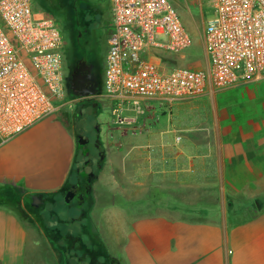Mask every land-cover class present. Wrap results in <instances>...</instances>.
<instances>
[{
  "label": "crops",
  "instance_id": "0c3cea01",
  "mask_svg": "<svg viewBox=\"0 0 264 264\" xmlns=\"http://www.w3.org/2000/svg\"><path fill=\"white\" fill-rule=\"evenodd\" d=\"M203 1L210 4L198 0L200 10ZM185 52L148 57L169 70ZM202 56L205 69L203 46ZM99 98L120 120L99 137L90 194L76 201L88 203L77 221L87 217L91 245L117 264H264V79L223 90L207 84L201 97L173 102ZM76 149L58 114L46 118L0 143V186L63 193ZM31 239L0 206V264L35 263Z\"/></svg>",
  "mask_w": 264,
  "mask_h": 264
},
{
  "label": "built area",
  "instance_id": "2783aa9c",
  "mask_svg": "<svg viewBox=\"0 0 264 264\" xmlns=\"http://www.w3.org/2000/svg\"><path fill=\"white\" fill-rule=\"evenodd\" d=\"M96 1L110 12L102 79L109 98L173 102L201 97L207 84L223 90L264 79V0H208L213 17L204 27L201 70H163L148 57L152 50L181 55L191 46L169 0ZM62 49L56 21L35 12L31 0H0V143L61 110Z\"/></svg>",
  "mask_w": 264,
  "mask_h": 264
},
{
  "label": "rangeland",
  "instance_id": "374dc122",
  "mask_svg": "<svg viewBox=\"0 0 264 264\" xmlns=\"http://www.w3.org/2000/svg\"><path fill=\"white\" fill-rule=\"evenodd\" d=\"M31 1L35 12L52 17L62 32L63 74L66 76L76 60L87 53L82 50V46L86 47L89 43L86 57L88 61L94 63L97 75L102 79L107 52L106 41L110 31L108 3L96 0ZM169 1L191 38V46L185 52V57L175 61L173 67L202 69L204 66L203 36L200 34V28L202 20L206 23L213 17L211 5L203 1L204 5L200 10L198 0ZM197 26H199V33ZM101 93L99 89L94 97L79 98L70 91L68 83H65L63 105L58 117L67 124L77 141L70 179L72 183L78 180L76 173H80V177L84 180L87 178L88 182L90 179L88 174H94L97 171L100 156L97 154L99 150H96L95 145H98L99 137L100 141L104 140L107 129L112 126V121L116 120V117L112 115V109L101 108L102 98H99ZM81 194V197L87 198L86 194ZM5 196L6 199L0 201V206L12 210L31 230V242L34 246L28 258L35 261L33 264H63L64 256L68 264H110L105 255L91 245V240L85 230L88 227L87 217L77 221L78 211L75 207L77 199L71 202L68 209L63 208V205L67 206V204L64 203L62 196L50 198L47 203L44 202L40 207L33 208L31 198L16 189L7 191ZM86 212H88L87 207ZM247 214L252 215L253 212H247ZM61 221L63 223H60ZM232 221H241V218ZM58 228L62 230L63 235ZM66 237L68 239H65ZM73 238L78 240L83 252H78V245L74 243L70 247V239L72 241ZM85 246L93 249L86 251Z\"/></svg>",
  "mask_w": 264,
  "mask_h": 264
},
{
  "label": "water",
  "instance_id": "95a60500",
  "mask_svg": "<svg viewBox=\"0 0 264 264\" xmlns=\"http://www.w3.org/2000/svg\"><path fill=\"white\" fill-rule=\"evenodd\" d=\"M87 76L81 77L79 72L75 71L71 74L68 79L70 91L77 97L88 98L94 97L98 94V81L94 73H91V68H87ZM78 88H81L82 91L76 92ZM89 176H92L90 174ZM75 194L72 191H68L64 196V202L69 204V202L74 199ZM31 207L38 208L41 204L40 195H31Z\"/></svg>",
  "mask_w": 264,
  "mask_h": 264
},
{
  "label": "flooded vegetation",
  "instance_id": "af4514ba",
  "mask_svg": "<svg viewBox=\"0 0 264 264\" xmlns=\"http://www.w3.org/2000/svg\"><path fill=\"white\" fill-rule=\"evenodd\" d=\"M87 40H88V39H87ZM87 43H88V41H87ZM88 44H89V43H88ZM88 44H87L86 47L82 46V50H83L84 52H87L86 54H88V49H89ZM86 54H85V55H81V57L78 58V59L76 60L74 66H73L72 69H71V71H70L66 76L63 74L64 83H68V79L70 78L71 74H72L73 72H75V71L79 72V74H80L81 77H85V76H87V74H88V72H87V68L90 67V68H91V73H94V74H95V77H96V79H97V81H98V90H99V89L101 88V82H102V79H101L100 77H98L99 75H97V71H96V68H95L94 63L88 61V57H86ZM62 71H63V68H62ZM68 87H69V83H68ZM80 91H82V89H81V88H78L76 92H80ZM79 98H81V97H79ZM96 143H97V142H96ZM95 148H96V150H98L97 145H95ZM97 154H98L99 156H101V153H100L99 151H98ZM89 175H90V174H89ZM89 175H88V178L91 177V176H89ZM77 182H79V185H80V184L84 185V183L87 182V178L84 180V179H82L80 176H78V180H77ZM77 182L71 183V185H69V186L65 189V191H64L62 194H60L59 196H62V197H63V200H64V196H65V194H66L68 191H72V192L75 194L74 199H77V200L79 199V200H80V199H81V195H82V194H81V193H82L81 190H83V188H82V189H79ZM74 199H72V200L69 202V204H67V205L70 206L71 202H72ZM43 203H44V199L41 198V204L39 205V207H40ZM64 203H65V202H64ZM65 204H66V203H65Z\"/></svg>",
  "mask_w": 264,
  "mask_h": 264
},
{
  "label": "trees",
  "instance_id": "16d2710c",
  "mask_svg": "<svg viewBox=\"0 0 264 264\" xmlns=\"http://www.w3.org/2000/svg\"><path fill=\"white\" fill-rule=\"evenodd\" d=\"M77 174V176H80V173H76ZM71 177H72V170H71ZM71 177H70V179H71ZM70 179H69V185H71V181H70ZM77 184H78V187H79V189H82L83 188V190H81V192L82 193H84V194H86V195H89L90 194V183L89 182H85L84 183V185H82V184H80L79 185V182H77ZM12 190H14L13 188H8V187H1L0 186V201H4L5 199H6V196H5V194L7 193V191H12ZM14 192V191H13ZM60 194H62V193H60ZM60 194H58V195H52V196H41V198L42 199H44L45 201V203H47L48 202V200L50 199V198H56L57 196H59ZM28 197H31V195H29ZM64 207V209H68L69 208V205H63ZM75 207H77V211H78V217L80 218V217H82L83 216V214L85 213V211H86V207H87V203L85 204H83V205H81L80 206V203L79 202H76V204H75ZM54 213V212H53ZM53 217V216H52ZM54 219L57 221V218L56 217H54ZM59 223V222H58ZM60 223H63V221H61ZM70 225V224H69ZM60 226V225H59ZM60 228H62V227H60ZM60 228H58V231L59 232H61L62 230H60ZM56 230V229H55ZM61 234H62V232H61ZM63 235V234H62ZM61 235V236H62ZM65 239H68L67 237L65 238ZM72 243H74V245H78L77 246V250H78V252L80 251V252H83V250L81 249V245L78 243V240L75 238H73V240L71 241V239H70V247L72 246ZM86 247V251H90L92 248H89V247H87V246H85ZM80 248V249H79ZM94 255V254H93ZM107 260L109 261V263L110 264H116L115 263V261H113V260H110V259H108L107 258ZM63 264H68V260H67V258L64 256V259H63Z\"/></svg>",
  "mask_w": 264,
  "mask_h": 264
}]
</instances>
